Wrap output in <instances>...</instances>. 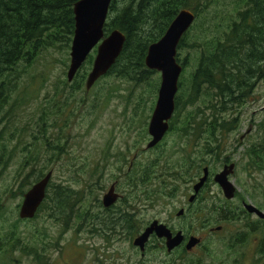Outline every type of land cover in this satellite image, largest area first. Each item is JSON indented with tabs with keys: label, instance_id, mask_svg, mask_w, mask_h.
Segmentation results:
<instances>
[{
	"label": "trees",
	"instance_id": "16d2710c",
	"mask_svg": "<svg viewBox=\"0 0 264 264\" xmlns=\"http://www.w3.org/2000/svg\"><path fill=\"white\" fill-rule=\"evenodd\" d=\"M76 1L0 0V174L3 176L9 165L17 161L6 187L13 197L23 196L33 183L48 172L60 171L63 175L59 181H53L51 176L45 197L30 219L16 217L8 221L5 198L0 195V264H8V261L18 263L22 257H28L31 264H49L48 248L59 246L57 239L62 234L70 229L77 232L83 222L91 218V204L96 198L94 193L97 186L103 184L100 179L102 172H97L100 167L97 164L95 179L79 174L80 171L87 172L89 161L81 159L87 155L76 151L72 145L86 142L84 136L91 125V109L102 105L104 100L100 98L106 94L113 96L115 91H119V98L156 97L160 77H153L158 71L146 67V52L148 46L164 34L179 10L190 9L195 19L177 44L175 57L182 65V72L174 98L177 113L173 116L175 128L178 127V120L182 129L189 128V122L184 121H189L191 116H180V113L191 115L195 108L200 111L196 102L215 96L221 99L219 106L213 103L209 110L224 111L227 100L232 101L238 90L250 87L249 74L257 76L264 70V0H111L103 25L104 35L117 29L125 35V42L114 64L95 84L106 76L120 80L106 85L105 91L93 92L92 103L84 111L80 109V113L77 112L75 104H84L89 96L85 93H90L88 91L95 85L88 91L85 88V79L96 52L94 49L71 82L66 77L57 79L51 99H45L38 105L30 132L26 123L20 125L22 133L32 139V143L23 142L19 134L14 135L18 123L12 111L35 92V87H31V93L27 91L28 85H32L27 79L34 78L28 69L37 57L52 48H70ZM61 63L67 66L65 59ZM119 82H124L123 86H119ZM140 103L143 106L140 111L147 114L154 101L149 104L141 100ZM87 112L91 114L84 115ZM50 114L55 115L51 125L59 129L47 134L46 116ZM62 115L66 120L59 127ZM71 117H77L79 130L66 132L64 128ZM223 126L224 123L218 125ZM215 127L212 124V128ZM8 130L11 140L4 134ZM14 140H17L16 144ZM245 153L247 159L243 166L249 174L251 170L264 169V137L246 146ZM58 160H63L60 166L56 165ZM197 161L192 156L188 159L193 169L199 167ZM41 216L48 218L52 225L37 224L32 231L19 228V222L32 221ZM53 224L59 227L54 238L51 231ZM53 239L56 241L52 242ZM15 253L17 255L13 257Z\"/></svg>",
	"mask_w": 264,
	"mask_h": 264
},
{
	"label": "flooded vegetation",
	"instance_id": "af4514ba",
	"mask_svg": "<svg viewBox=\"0 0 264 264\" xmlns=\"http://www.w3.org/2000/svg\"><path fill=\"white\" fill-rule=\"evenodd\" d=\"M262 74L264 75V73ZM260 76L261 74L257 77L259 78ZM255 78V74H249L250 87L253 84L252 80ZM234 97L232 101H235ZM213 98L216 97L205 100L206 106L210 103L208 109L212 108L210 101ZM120 99L123 101L124 110L120 116L124 123L112 125V128L116 130L114 135H108L106 139L104 137L103 141H105L103 144H101L102 141L101 143L94 142L87 147L77 144L72 145L76 151L83 152L91 159L94 158L104 168V176L100 178L103 184L97 186L94 193L96 198L91 204L92 216L88 221L83 222L82 228L77 232H86L95 237L101 235L107 243L115 239L117 234L118 238L128 241L131 250L126 255V258H129V260H124L121 257L120 264H239V255L246 256L248 264H255L256 259L263 260L264 231H262V227L264 217H261L255 211H248L244 204H253L263 214L264 208L259 204L255 205L249 200V202H245V197L240 196V198L237 193L230 201L218 196V192H222V190L215 181L214 176L224 168L230 170V166L233 165L232 172L227 176L233 183L232 177L236 175V171L239 168L238 160L236 161L234 157L229 155L223 154L221 156L217 154L216 152L219 149L225 150L223 145L216 144L212 147L207 142L208 139L214 141L218 139V135H215L216 129L221 132L237 129L239 127L238 119L234 123L235 117H228L226 121H231L232 126L224 128V126L218 127L220 123L225 122V120L217 121L223 118L221 112L214 113L211 111L210 121L204 116L200 117L192 113L189 115L191 119L184 121L185 123L189 122L187 130L182 129L180 120H178V127L175 128L173 116L177 115V113H175L174 102V111L168 120V129L158 143L148 146L152 139L148 125L157 95L156 97L121 96ZM141 100H146L149 104L154 101L151 106L152 109L147 114L140 111L143 107L140 103ZM220 100L216 98L215 106H219L218 102ZM232 101L227 100L224 106ZM201 113L203 115L204 112ZM52 115L55 117L54 114ZM180 115H182V112ZM96 117V114H92L88 131L96 129ZM218 117L219 119H217ZM46 118L48 124L46 123L45 130L52 126V120H49V115ZM70 119H72L71 122ZM65 120L66 117L63 119V115L59 118V127ZM74 120L77 121V117L69 118L64 131H75L78 125L76 121L75 125H73ZM171 122L173 128H171ZM212 124L217 127L212 128ZM120 131L126 134L138 132L139 138L135 145L123 144L116 146L113 142ZM169 133L172 136L166 143ZM260 134L262 139L264 137V129ZM260 134L257 136H260ZM245 136L243 135L241 139ZM261 139L248 140L249 142L247 141L248 144H246L235 138L234 141L230 142V148L236 152L237 146L242 144L244 146L242 153L240 154L238 151L237 154L246 158V146ZM224 144L228 148L229 144L227 141H224ZM191 156L198 159V168L193 169L190 162H188ZM201 157L203 160H200ZM169 158L171 159L168 160ZM154 166H160L164 169L153 173L150 168ZM204 169H206L207 178L198 191H195L194 185L204 176ZM180 181L186 184V188L182 195L183 200L176 208L172 211L170 209L165 211L161 217L153 216L151 218V216L143 215V210L139 204L141 201L148 200L149 206H152L160 195L162 197L173 196L176 184ZM162 187L168 188L166 190L169 191L165 192ZM204 192L205 196L203 195ZM108 193L112 198V202L106 206L103 203V197ZM213 193L217 199L210 198ZM250 195L248 194L247 196L251 197ZM236 197L240 199H235ZM202 200H206L208 206H217L219 203V208H212L209 211L211 212L212 210L213 214H217L221 210L224 216L223 222L244 219L243 226L240 224L228 226L222 223L214 225L213 219L207 218L209 213H204V211H207V207L196 209V204L198 202L200 204ZM153 221L164 225L172 238L180 233L181 242L168 249L166 237L158 236L156 232H151L144 243L143 249L135 246L133 240ZM84 228L86 230L83 231ZM191 237L197 238L199 242L192 248H187V243ZM107 246L109 245L107 244ZM241 248L243 250H240ZM213 252L214 255H211ZM133 253L137 254L136 259L133 257ZM116 259V256H112L111 262L115 263ZM262 262L264 263V261Z\"/></svg>",
	"mask_w": 264,
	"mask_h": 264
},
{
	"label": "rangeland",
	"instance_id": "374dc122",
	"mask_svg": "<svg viewBox=\"0 0 264 264\" xmlns=\"http://www.w3.org/2000/svg\"><path fill=\"white\" fill-rule=\"evenodd\" d=\"M64 59L66 60L68 66L69 49H66L65 47L61 49L52 48L49 49L48 51L41 53L34 61L31 68L28 69L29 73L34 75V78L32 80L27 79V82L29 84H32L31 86L28 85L27 91L31 93V87H35V92L32 93L33 96L29 98L27 101H25L20 105H16L12 111V115L15 117L18 123L17 130L15 131L14 135L19 134V138L23 140V142L32 143V139H29L26 135L22 133L20 125L26 123L27 131L30 132L32 128V121L37 114L38 105L41 102L44 103L45 99H51L54 92V85L56 84L57 79L60 77H65L67 66L61 63V60ZM62 73H64V76L62 75ZM262 73H264V70ZM152 76L153 77L159 76V72L158 74H153ZM257 76L254 80H252L253 84L251 87H249L248 89L239 90L236 96L234 97L235 101L226 104L225 111L221 112V116L223 118L221 120H217V121L225 120L224 128H227L229 126H232V123L229 120L226 121V119L228 117H235L234 123H236L238 119L239 127L237 129L234 128L233 130H228L224 132H221L218 129H216L215 135H218V139H216V141L212 139H208L207 142L212 147H214L216 144L223 145L225 150L219 149L216 153L221 156L223 154L229 155L231 157H234L236 161L238 160L239 168L236 171V175L232 177L233 178L232 180L234 181L233 183L236 187L235 193H237L239 197L244 196L246 199L245 202L250 201L255 205L259 204L264 208V169L251 170L249 174L248 169H245L243 166L244 163L246 162L247 157L244 158L241 155L237 154L238 151L240 154L242 153V149L244 148V146L242 144H239L237 146L236 152L232 151V148H230L231 146L230 142L234 141L235 138L236 140L239 139L241 142H244L246 144H248L247 143L248 140L254 141L257 138L261 139L260 132H262L264 129V75L261 74L259 78ZM43 79L44 81L42 82ZM116 80H120V79H116L113 76H106L100 79V81L88 91L90 93H85L89 95L86 97L85 103L75 104L77 112L80 109L81 112L84 111V109L88 107L89 104L92 103L91 95H94L92 94L93 92L99 90L105 91L106 85L115 82ZM123 83L119 82V86H123ZM100 87L103 88L99 89ZM118 93L119 91H115L113 93V96H109V94L105 93L106 95L100 98L104 100V103L102 105L101 104L96 105L95 108L91 109L92 113L97 115L95 119L97 125H96V129L90 130L88 134L84 136L86 142H83L82 144L83 146L87 147L88 145L94 142L101 143L104 137L106 139L108 135H114V133L116 132L115 128H112L113 124L124 123V120L121 119L120 116L124 112L123 101L118 97ZM123 93L127 94V91L123 90ZM82 95H84V93ZM215 101L216 98L211 99L210 101L211 105ZM206 104H207L206 101L196 102V105L199 106L201 110L198 111V109L195 108L194 112L192 113H195L197 116L200 117L204 116L208 121H210L211 114L212 112L215 113V111L208 109V107H210L209 106L210 103H208L207 106ZM188 108H192V107L188 106ZM201 112H204L203 115ZM86 114H91V113L87 112L84 115ZM182 115L189 116L188 114H182ZM52 118L53 115L50 114L49 120H52ZM64 118L65 117L63 116V119ZM217 119H219V117ZM71 121L72 119H70V122ZM262 121H263V125L261 124ZM77 130H79V127L75 129V131ZM53 131H58V128L49 126L46 129L47 134L48 132H53ZM4 134L9 136V140H11L9 135V130L6 131ZM258 134H260V136H257ZM243 135L246 136L243 139H241ZM171 136L172 134L169 133L167 136L166 143L171 139ZM138 138H139L138 132L126 134L120 131L117 134L115 141L113 143L116 146L123 144L135 145ZM17 140L16 141L14 140L13 142L16 144ZM104 141L101 144H103ZM224 141H227V143L229 144L228 148H226ZM81 159L85 161H89V169L87 170V172L80 171L79 174H82L83 176H87L90 180L95 179L97 174L94 175V169L98 163L94 160V158L91 159L88 156H83ZM16 162L17 161L15 160L11 163V165H9L8 169L5 171L3 176L0 174V195L2 194L5 198L4 203L6 210L8 212L6 219L8 221H13L16 217H18V208L16 207V205L17 204L19 205L22 199V196L13 197L11 195V191H9V189L6 188L9 185V180L12 177ZM62 162L63 160H60L56 165L60 166ZM163 169L164 168L160 166H154L150 168V170L153 173H156L157 171H163ZM100 171L102 172L101 177H103L104 168L102 166L97 168V172ZM62 176H63L62 173L60 171H57L52 174V180L59 181V179H61ZM160 184L162 183L160 182ZM185 188H186V184L183 183V181H180L178 184H176V190L173 196L162 197V195H160L159 199L154 201L152 206H149L150 203L148 202V200L141 201L139 204L141 209L143 210V215L151 216V218L153 216L161 217L165 211L169 209L172 211L174 208L177 207V205L180 202H182L183 200L182 195L185 191ZM162 189L165 190V192L169 191L166 190L168 188L162 187ZM218 193H219L218 194L219 197H221L224 200H227L223 196L221 191ZM248 194H251L250 196L252 198L247 196ZM203 195L205 196V192L203 193ZM211 195L212 196L210 198L217 199V197L214 196V193ZM239 197H236L235 199H240L241 197L240 198ZM220 202H222V200H220ZM218 205L219 203L217 204V206H208L206 204V200H202L200 204L199 202L196 204V209L199 207H207V211H204V213H209L207 218H212L213 223H215L214 225L222 223V224H227L228 226H232V224H240L243 226L244 219L243 220L237 219V220H231L230 222H223L222 219L224 216L221 210L217 212V214H213L212 210L211 212L209 211V209L212 208L215 209L219 208ZM41 223L52 225V223L49 221L48 218H44L43 216H41L40 218L34 219L32 221L19 222V228L22 231H32L35 225ZM51 231L54 238L58 235L59 227L53 224V226H51ZM34 233L39 234L36 231ZM55 241H56L55 239L52 240V242ZM57 242L59 246L51 245L46 252L48 256L49 264H116V263L120 264L121 257H123L124 260H129V258H126V255L130 253L131 250L128 241L118 238V234L115 236V239H113L110 243H107V241L104 240L101 235L95 237L86 232H75L73 229L72 230L70 229L66 231L64 234H62L60 238L57 239ZM107 244L109 246H107ZM240 250L243 249L241 248ZM16 255H17L16 253L13 254V257H15ZM211 255H214V252L211 253ZM112 256L117 257L115 263L111 262ZM133 257L136 259L137 254L133 253ZM262 261H264V259L263 260L256 259L255 264H264ZM4 263H5V259H4ZM8 264H31V262L29 261L28 257H22L18 263H15L13 261H8ZM239 264H248L246 256L239 255Z\"/></svg>",
	"mask_w": 264,
	"mask_h": 264
},
{
	"label": "water",
	"instance_id": "95a60500",
	"mask_svg": "<svg viewBox=\"0 0 264 264\" xmlns=\"http://www.w3.org/2000/svg\"><path fill=\"white\" fill-rule=\"evenodd\" d=\"M110 1L78 0L73 6L75 27L70 43L69 63L65 75L67 81L71 82L88 54L95 49L96 53L85 79L86 90H89L100 77L109 71L125 42V35L117 29H113L104 36L103 25ZM194 19L195 14L190 9L183 8L179 10L164 34L148 46L145 65L147 68L158 71L160 75L157 99L148 125L149 133L152 136L148 146L158 143L168 129V120L174 111V98L182 71V65L177 62L175 57L177 44L182 35L192 25ZM230 167V170L224 168L214 176L226 199H232L236 190L235 185L227 177L232 172L233 165ZM204 172V176L194 185L195 191H198L207 178L206 169H204ZM51 175L52 172L45 174L23 194L18 209L20 219L34 217L45 197L46 187ZM109 195L108 193L103 197V203L106 206L112 202ZM244 206L248 211H255L261 217H264V214L253 204L245 203ZM151 232H156L158 236H165L168 249L178 245L182 240L180 233L172 238L164 225L153 221L133 240V244L143 249L144 243ZM198 242L197 238L191 237L187 243V248H192Z\"/></svg>",
	"mask_w": 264,
	"mask_h": 264
}]
</instances>
